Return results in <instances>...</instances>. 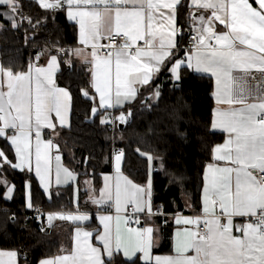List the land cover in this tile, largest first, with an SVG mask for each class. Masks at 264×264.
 <instances>
[{
    "label": "snow or ice",
    "instance_id": "1",
    "mask_svg": "<svg viewBox=\"0 0 264 264\" xmlns=\"http://www.w3.org/2000/svg\"><path fill=\"white\" fill-rule=\"evenodd\" d=\"M42 9L62 8L68 5L67 16L80 25V43L91 46V60L84 57L86 63H93L96 68L101 65L106 69L103 78L94 73L95 91L99 93L100 107H113L111 65L115 58V105L122 101H134L138 89L134 84L150 86L161 69L171 64L169 69L176 81L181 80V68L195 73L210 75L215 78V101L218 107L214 113L211 127L221 129L229 134L223 145L214 148V159L225 161L231 166L208 164L203 176L202 190L203 216L195 218H177L176 223L196 225V230H185L184 238L176 245L177 256L156 257V264H264V0H191L189 11L190 29L194 33L190 39L192 48L186 50L184 58H179L176 17L177 6L181 0H36ZM255 4V6H254ZM0 17L8 20L13 29L23 26L25 22L33 30L40 24L37 19L24 15L20 0H0ZM160 9H168L167 13ZM211 9V15L203 11ZM159 12V16L156 13ZM214 22L224 25L227 32H217ZM2 27V25H0ZM122 37L123 43L116 44V38ZM25 32V42L32 39ZM106 39L109 44H100ZM143 41L144 47L137 42ZM214 41V43H213ZM107 49L104 56L99 52ZM67 51L56 45L42 49L35 57L47 54V68L34 66L30 61L28 70L14 72L10 67L0 65V138L10 141L15 149L18 162L9 160L0 150V176L6 166L13 170L32 171V136L35 134V175L39 177L44 190L48 191L49 151L52 140L41 141L43 128L55 129L50 121V113L55 111L60 125H65L67 102L71 99L67 90L59 88L53 79V73L59 66L58 57ZM77 56L82 50H73ZM121 68L125 70L121 80ZM35 73V93L32 82ZM253 72L259 76L253 75ZM6 85L7 91L3 88ZM85 97L89 94L83 93ZM160 96L159 87L153 92V98ZM239 105L240 107H233ZM98 109L92 108L95 115ZM128 115H131L129 113ZM123 124L125 115L118 117ZM105 118L101 123H108ZM178 134L181 139L186 133ZM139 151V150H138ZM141 155H147L141 153ZM123 152L115 155L117 173L120 172ZM149 161L153 160L147 155ZM60 160V156H56ZM69 179L73 172L64 168ZM61 169L57 168L56 182L60 183ZM107 180L108 178L105 177ZM180 176H174L173 183H179ZM27 209H34L31 184L26 182ZM0 188L5 190V200L14 198V186H9L6 178L0 179ZM101 199L93 200L100 205L113 200L110 187ZM132 203L134 211L153 212V181L151 177L144 185H137L125 178L121 187L119 178L115 186V211L122 210V204ZM217 208L220 210L217 213ZM43 216V214H41ZM234 217H246L244 224H234ZM47 221L53 220L89 221L88 213L76 214L49 213ZM16 215L8 220L15 223ZM103 225V234L97 233L103 244V250L88 243L91 231L80 225L75 229V248L70 255L57 256L54 259L43 258L38 264H113L115 254L123 247L125 257L131 258L136 251L149 254L152 240V228L137 232L140 241L129 250L121 242L119 220L115 242L113 243L110 222L111 216L99 217ZM203 225V231L200 225ZM0 227H3L0 225ZM242 235H233V229ZM43 230V229H42ZM179 235V233L177 234ZM147 236L145 241L143 238ZM194 252V255H189ZM8 257L7 261L2 259ZM106 256V258H105ZM16 251H0V264H16Z\"/></svg>",
    "mask_w": 264,
    "mask_h": 264
},
{
    "label": "trees",
    "instance_id": "2",
    "mask_svg": "<svg viewBox=\"0 0 264 264\" xmlns=\"http://www.w3.org/2000/svg\"><path fill=\"white\" fill-rule=\"evenodd\" d=\"M20 2L24 15L31 17L33 23L39 19L40 24L34 30L27 22L12 29L10 22L0 17V24L6 26L1 48V62L5 68L10 67L14 72L25 71L39 48L56 45L65 50L77 45V28L67 21L65 6L62 9H42L36 0ZM189 11L188 0H183L177 9L178 24L182 29L179 57L184 54L185 31L191 23ZM26 31L33 37L27 43ZM60 57L62 69L57 81L70 91L71 120L70 127L60 132L58 145L65 164L77 174L79 205L74 203V186L56 188L48 199L32 174L6 166L3 174L14 184L15 190L11 201L0 198V225L3 226L0 227V250L19 252L25 256L22 261L27 264H38L43 258L57 255L60 240L53 227L49 232L42 231L37 221L27 219L21 212L15 213V223L8 220L13 211L26 208V182L32 183L34 207L43 206L49 211L87 209L90 205L86 183L91 180L96 190L101 187L102 176L113 170L117 149L124 150L123 169L129 178L144 185L151 177L156 213L170 216L199 214L205 167L212 161L214 147L224 140V134L211 127L215 107L212 78L183 68L180 82L174 84L168 73L169 66H166L152 87L125 109L124 114L130 124L115 125L112 131L109 112L93 115L94 103L83 94L90 83L87 67L78 64L68 66V56L63 52ZM156 87H159L160 96L153 99L151 93ZM114 114L116 117L120 113L115 111ZM105 118L109 122L102 124L101 120ZM178 131L186 133V138L181 139ZM141 153L151 155L153 160L149 161L147 155ZM174 176L181 177L179 183L172 182ZM4 192L0 188V197ZM166 218L156 216L160 222ZM163 235L164 243L156 249L157 252L169 249L171 229L165 228ZM114 264L142 263L117 256Z\"/></svg>",
    "mask_w": 264,
    "mask_h": 264
},
{
    "label": "crops",
    "instance_id": "3",
    "mask_svg": "<svg viewBox=\"0 0 264 264\" xmlns=\"http://www.w3.org/2000/svg\"><path fill=\"white\" fill-rule=\"evenodd\" d=\"M54 2V0H52ZM154 2H156V0H154ZM183 0H181V4H182ZM250 3H253L251 0H249ZM188 5H189V9H191L192 11H196L194 8H191V0H188ZM180 5L177 6V9ZM255 6V4H254ZM3 11V10H0ZM67 11H68V5L65 3V15L67 18V21L71 24H73L74 26H76L77 28V45L71 48H66L65 51H67V64L68 66H71L72 64H78V65H82L87 67V70L89 72L90 75V83H89V87L84 90L88 92V96L94 103L93 107H96L98 109V111L96 112V114L100 113L101 111H108V116H112L115 115L114 112L117 111L120 114L117 115L115 117L116 120L119 121L118 117L120 115H125L124 111L125 109L131 107L132 104H134L141 96L142 94L150 87H152L153 83L157 80V78L161 75V73L164 71V68L161 69V72L159 74H157L153 81L151 82L150 86H141L139 84H134V86L139 90L138 91V95L136 97V99L134 101L131 102H124L122 101L120 105H115V81H116V67H115V58L113 57V62L111 65V79H112V103H113V107H107V108H103L100 107V98H99V93H97L95 91V87L93 86L94 84V73H97L100 75L101 78H103L106 69L104 68L103 65L100 66V68H96L94 66L93 63H86L84 60V57L87 56L88 60H91V46L89 45H84L80 43V25H79V18H77L76 20H70L67 16ZM160 12H164L167 13L169 10L168 9H160ZM204 12L205 16H210L211 15V9L209 10H200ZM157 16H159V12L156 13ZM191 22V21H190ZM2 25V27H0V65H2L1 62V48H2V37H3V31L6 28L5 25ZM214 27L215 30L217 32H227L228 29L224 27V25L219 24V22H214ZM12 28V26H11ZM176 28H177V35L175 37L177 43H178V48H179V54H180V42H181V37H182V29L178 24V14L176 17ZM13 29V28H12ZM105 41V39H102L99 41L100 44H103ZM138 46L142 47L141 45L144 44L143 41H138L137 42ZM42 49H48V48H41ZM76 49H80L82 50V55H75L73 53V50ZM39 52V51H38ZM100 56H104V54L102 53V51L100 50L99 52ZM37 55V54H36ZM35 55V56H36ZM186 55V53H184L181 57L179 58H184ZM48 60L49 57L47 54L43 55L40 57L39 61H36L35 58L33 59L32 63L34 66H38V67H44L47 68L48 65ZM59 60V66L56 68V70L53 73V79L55 80V84L57 87L59 88H63L65 90L68 91L70 98H71V94L70 91L65 88L62 87L58 84L57 81V76L59 74V72L62 69V61H61V57H58ZM3 66V65H2ZM167 66H169V69L171 68V64H168ZM4 67V66H3ZM185 67H182L180 71H182V69ZM28 70V68L25 70V72ZM192 71V70H190ZM124 72L125 70L123 68H121V80L123 81L124 79ZM194 72V71H192ZM170 74V79L174 84H178L180 81H176L174 79V77L171 75L170 71L168 72ZM182 73V72H181ZM195 73V72H194ZM195 74H199V75H204V76H208L211 77L210 75H205V74H200V73H195ZM213 80V84H214V90H213V97H214V102H215V107H214V111H213V118H212V122L215 118L214 113L216 111V109L218 107H223V108H228V105H220L218 106L216 104L215 101V96L214 93L216 91V85H215V78L211 77ZM157 88V87H156ZM155 88V90H156ZM32 89H33V95L35 93V73L33 72V82H32ZM4 91H7L6 85L3 88ZM154 90V91H155ZM153 91V92H154ZM153 92L151 93V98H153ZM154 99V98H153ZM68 107H67V111L65 112V125L62 127L60 125V121L59 119L56 117V113L55 111H52L50 113V121L55 125V129H48V128H43L42 132H41V141L43 142H47L48 140H52L53 142V147L52 149L49 151L48 155H49V159L51 161V167L54 169L53 170V175L52 178L50 180L51 183V187L50 190L45 191L43 185H41L39 177H37L35 175V145H36V139L32 138V171L29 172L27 170V167H25L24 171H21L19 169H15L18 172H27L33 175V177L35 178V180L38 182L40 188L42 189V191L44 192L45 196L48 199H51V194L52 192L56 189V188H60V187H65V186H69L72 185L74 186V203L75 206L79 205V188L77 186V174L70 169L64 162L63 157H62V153L60 152V148L58 145V139L60 137V132L62 130L68 129L70 127V120H71V99L67 102ZM233 107H240L239 105H233ZM95 114V115H96ZM213 129V128H212ZM216 132H221L224 134V140L223 142L217 144L218 145H223L225 143V141L229 138V134L227 132H224L221 129H213ZM34 134V132H33ZM3 143V145H1ZM215 146V147H216ZM214 147V148H215ZM0 150H3L7 156V158L9 160H11L12 162H18V160L15 158V149L14 146H11L10 141L5 140L3 138H0ZM59 155L60 156V160L57 161L56 160V156ZM116 155V154H115ZM115 155L113 158V170L110 173L104 174L102 176V184L101 187L96 190L94 188L93 182L91 180H88V182L86 183V187H85V191L88 194V202L90 207L87 209H83V208H74L72 210H51L54 213H64V214H76L77 213V209H79V212L82 213H88L90 216L89 221H69V220H60V219H56L52 221L51 227L54 228V230L57 232V235L59 236V240H60V252L53 256V257H49L47 259H54L57 256H64V255H70L71 252L74 250L75 248V229L77 227V225H80L84 228V230L87 231H91L92 232V236L89 238L88 243L91 244L93 247H98L101 248V250H103V244L102 242L98 239L97 233L99 232L100 234H103V225L100 223L99 217L102 215H108L111 216L109 214H103L100 213L104 207H109L110 210H112L113 212L116 213L115 216H111L112 220L110 222V226H111V231H112V238H113V243L115 242V236H116V228H117V220L116 217L119 216L120 220H119V229H120V236H121V242L123 246H127L129 248V250L133 249L136 247L137 243L140 241V237L137 236V232L143 231V229L145 228H152L153 229V233H152V240H151V248L149 249V254L147 257H145L143 252L140 251H136L135 254L131 257H125L123 254V247L121 248V251L118 254L114 255L113 258V264H114V260L115 257L117 256H121L124 260L126 261H135V260H139L142 264H156V257H161V259H163L164 257H176L177 256V252H176V245L178 243V241L182 240L184 238V233L185 230H196V225H185L183 223L177 224L176 223V219L179 218H195V217H202L203 216V201H202V193H201V211L199 214H176V215H171L168 218H166L163 222H160L158 220H156V210H155V206H154V200H153V212L155 214L149 216L147 214V212L144 213H139L141 216L140 219V223L139 226L129 229L126 225V217H125V213L132 209L134 210L135 205L132 203H128V204H122V210L117 213L115 211V204H114V194H115V186L117 183V179L119 178L121 187L123 188L124 186V182H125V178L127 180H130L132 183L137 184V185H141L138 184L136 182H134L131 178L128 177V175L126 174V172L123 169V163H124V155L122 157V161H121V166H120V172L117 173L116 171V165H115ZM208 164H214V165H218L221 167L224 166H231L229 164H226L225 161H216L214 159V149L212 151V161ZM207 164V165H208ZM206 165V166H207ZM61 169V173H60V183L57 184L56 182V173H57V168ZM11 168V167H8ZM64 168H68L71 172H73L74 174V178L73 179H69L65 176L63 169ZM12 169V168H11ZM206 170V167H205ZM204 170V173H205ZM105 177H107L108 179L106 180ZM2 178H6L7 181L9 182V186H14V184H12L8 178L6 177V175H2L0 176V179ZM30 182V181H28ZM89 182H91L90 184H92L93 187V191L90 192L88 190V184ZM31 184V188H32V183ZM106 185L108 187L111 188L112 192H113V200L112 201H108L107 203H102L100 205H97L95 203H93V200L96 199H101V194L102 193H107L108 188H106ZM204 186V185H203ZM15 190V187H14ZM203 190V188H202ZM26 187H25V199H26ZM14 195V194H13ZM154 199V198H153ZM7 201H11V200H7ZM219 209L217 208V213H219ZM248 220V218L246 217H234L233 218V222L234 224H244L246 223ZM166 222V223H164ZM50 227V228H51ZM169 227L171 229V237L168 240V247L169 249L166 252H157L156 249L160 248L163 243H164V229ZM50 230V229H49ZM179 233V235H177ZM233 235H242L239 232L235 231V228L233 229ZM145 241L147 240V236H145L143 238ZM3 252H7V251H13V250H0ZM17 252V251H16ZM189 255H194V252H189ZM106 258V256H105ZM2 259H4L5 261H7L8 257H3ZM22 257L21 254L19 252H17V257H16V264H27L24 263L22 261ZM28 260V259H27Z\"/></svg>",
    "mask_w": 264,
    "mask_h": 264
},
{
    "label": "built area",
    "instance_id": "4",
    "mask_svg": "<svg viewBox=\"0 0 264 264\" xmlns=\"http://www.w3.org/2000/svg\"><path fill=\"white\" fill-rule=\"evenodd\" d=\"M193 34L194 33L190 29V25H189V28L185 31V45L182 47V50L184 51V53H186V50L192 48V42H191L190 37ZM123 42L124 41H123L122 37H117L116 38V44H120V43H123ZM213 43H214V41H213ZM103 44H109V41L105 39ZM141 46L144 47V44H142ZM40 50L41 49L39 48V51ZM101 51H102L103 54H105L107 49H102ZM253 75L259 76V74L255 73V72H253ZM110 118L112 120V126H111L112 131L115 129V125H118V124L121 125L122 124L120 121H117L115 119L114 115L110 116ZM125 124H130V120H127V122L123 123L122 125L124 126ZM32 138L35 139V134H33ZM121 151L124 154V150L123 149H117L115 154H118ZM16 212H21L22 214H24V216L27 219L37 221L39 226H40V229L41 230L43 229L42 231H46V230L50 229V227H51V225H49L46 217H47V214L54 213V212L46 210L43 206H37V207H34V209L24 208V209H21V210H18V211H13L12 214H15ZM100 213L109 214L111 216H115L116 215V213L113 212L112 210H110L109 207H104V209ZM41 214H43V216H41ZM155 216H160V217L166 218V217H169L170 215H166L164 213H156ZM125 217H126V225H127V227L129 229H132V228H135V227L139 226L141 216H140V214H138L134 210H132V209L128 210L125 213ZM164 223H166V222H164ZM200 229L203 231V225L202 224L200 225ZM21 257L24 258L25 256L22 255Z\"/></svg>",
    "mask_w": 264,
    "mask_h": 264
},
{
    "label": "rangeland",
    "instance_id": "5",
    "mask_svg": "<svg viewBox=\"0 0 264 264\" xmlns=\"http://www.w3.org/2000/svg\"><path fill=\"white\" fill-rule=\"evenodd\" d=\"M49 2H53L52 0H49ZM155 99V98H154ZM48 168H49V176H48V180L50 181L51 180V178H52V175H53V168L51 167V161H50V159L48 160ZM68 169V168H67ZM91 182H89V186H88V190L90 191V192H92L93 190V187H92V184H90ZM50 187H51V183H50V185H49V189L48 190H50ZM48 192V191H47Z\"/></svg>",
    "mask_w": 264,
    "mask_h": 264
},
{
    "label": "water",
    "instance_id": "6",
    "mask_svg": "<svg viewBox=\"0 0 264 264\" xmlns=\"http://www.w3.org/2000/svg\"><path fill=\"white\" fill-rule=\"evenodd\" d=\"M64 6H65V4H64ZM64 6H63V7H64ZM63 7H62V8H63ZM62 8H60V9H62ZM120 126L122 127L123 125L121 124ZM46 232H49V229H48ZM28 258H29V256L27 255V259H28Z\"/></svg>",
    "mask_w": 264,
    "mask_h": 264
}]
</instances>
